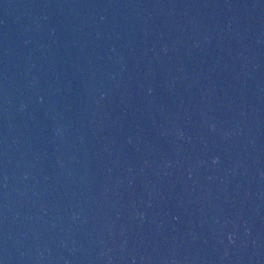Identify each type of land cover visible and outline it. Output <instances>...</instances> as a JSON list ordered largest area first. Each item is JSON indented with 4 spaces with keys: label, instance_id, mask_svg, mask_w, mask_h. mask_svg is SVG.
Instances as JSON below:
<instances>
[{
    "label": "water",
    "instance_id": "water-1",
    "mask_svg": "<svg viewBox=\"0 0 264 264\" xmlns=\"http://www.w3.org/2000/svg\"><path fill=\"white\" fill-rule=\"evenodd\" d=\"M0 264H264V0H0Z\"/></svg>",
    "mask_w": 264,
    "mask_h": 264
}]
</instances>
